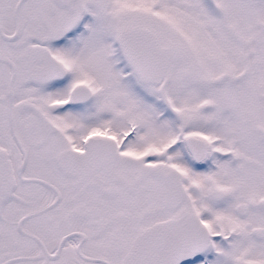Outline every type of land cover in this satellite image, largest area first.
Wrapping results in <instances>:
<instances>
[{"label": "snow or ice", "instance_id": "obj_1", "mask_svg": "<svg viewBox=\"0 0 264 264\" xmlns=\"http://www.w3.org/2000/svg\"><path fill=\"white\" fill-rule=\"evenodd\" d=\"M0 264H264V0H0Z\"/></svg>", "mask_w": 264, "mask_h": 264}]
</instances>
